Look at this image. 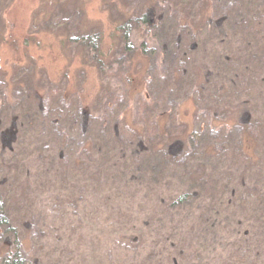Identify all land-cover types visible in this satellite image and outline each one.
I'll use <instances>...</instances> for the list:
<instances>
[{
    "label": "trees",
    "instance_id": "16d2710c",
    "mask_svg": "<svg viewBox=\"0 0 264 264\" xmlns=\"http://www.w3.org/2000/svg\"><path fill=\"white\" fill-rule=\"evenodd\" d=\"M150 2L148 7H140L143 11L137 18L156 44L160 63L155 64L152 58L154 50L146 49L144 43L134 48L130 42L136 14L121 12L119 20L112 23L109 37L113 40L107 50L102 47L100 34L68 36L65 45L82 50L88 67L98 72L121 50L116 61L126 70L123 82L132 90L134 78L141 76L147 109H152V123L158 127L154 138L129 131L126 140L117 130L110 138L109 121L117 124L122 115L114 100L104 104L105 112L98 118L85 109L86 101L75 100L65 89L51 99L27 86L23 94L30 96V105L22 102L26 105L20 126L27 127L24 138L28 132L35 139L29 140L30 146L23 145V140L3 130L6 113L0 108V153H8L14 163H25L28 159L21 154L25 146L32 153L38 150L36 160L43 162L50 146L57 149L55 158L47 157V166L49 173L56 172L53 164L61 171L48 180V188L64 191L66 185L79 183L87 187L93 175L89 172L98 165L100 171L96 170L93 178L99 193L108 194L106 199L124 207L129 204L126 200L132 202L144 191L142 203L148 209V225L155 235L176 244L172 264H211L215 256L219 264H264V0ZM205 37L209 42L202 45L200 40ZM200 45L208 46L206 58L213 56L214 60L207 67L200 62L201 76H193L187 69L196 66L193 58ZM221 45L225 47L220 50ZM136 57H142L145 65H123V60L134 64ZM184 87L189 88L191 95L188 93L184 100L192 104L195 120L191 125H178L182 135L162 132L166 126L161 121L173 116L177 104L173 89ZM199 101L206 103L205 108ZM28 117L32 125L26 121ZM13 128L20 129L17 124ZM230 161H236V170L229 167ZM5 177H0V187L7 182ZM3 197L0 194V264H27L29 260L31 264H73L71 251L40 258L36 250L31 258L24 246L27 238L18 236L11 225L9 195L6 193V200ZM58 200L54 196L50 211H55ZM69 205L76 207L75 202ZM26 227L35 230L34 236L43 237L40 223ZM182 232L192 237L189 244H180ZM146 242L150 243L148 239ZM163 251L151 242L136 249L129 264H162L168 258ZM127 256L124 254L125 260ZM106 258L107 264H116L111 255Z\"/></svg>",
    "mask_w": 264,
    "mask_h": 264
},
{
    "label": "rangeland",
    "instance_id": "374dc122",
    "mask_svg": "<svg viewBox=\"0 0 264 264\" xmlns=\"http://www.w3.org/2000/svg\"><path fill=\"white\" fill-rule=\"evenodd\" d=\"M150 3V0H0V108L6 113L3 130L23 140L25 142L23 145H28L30 139H35V136L28 132L24 138L23 132L27 127L23 124L20 126L21 114L25 111L23 107L26 104L30 105L28 102L30 96L23 94V89L31 86L41 91L45 98L51 99L65 89V92L72 94L75 100L80 98L86 101L85 109L88 108L90 113L98 118L105 112L104 104L114 100V104L122 111L119 114L122 115L117 124H114L112 119L109 121L112 131L111 136L109 134L110 138L113 137L114 130L121 133L126 140L129 131L141 132L143 138H154L158 127H154L152 123L154 121L150 112L152 109H147L148 99L141 87V76L137 75L134 78L132 90L123 82L122 75L126 70L116 61L121 56V50L115 53L113 62H105L102 70L98 72L88 67L82 50L65 45L68 36L72 38L81 36L82 33L100 34L103 36L102 47L107 50L113 40L109 37L112 23L119 20L122 12L124 15L136 14L134 17L137 22L136 24L133 22L129 36L134 48L144 43L146 49L155 51L156 44L148 38L143 21L137 18L143 11L140 7H148ZM200 42L207 45L209 37L201 39ZM224 47L225 45H221L218 48L221 50ZM208 49V46L207 48L198 46V54L193 58L196 66L187 69L190 75L193 72V76H197V73L201 76L200 62L201 66L207 67L209 64L212 66L213 56L206 58L205 54ZM158 52L157 50L152 54L155 64L161 61ZM130 61L123 60V65L127 68L135 66L136 63L143 66L146 63L142 57H138L134 64ZM262 71L264 75V69ZM173 90L177 104L175 103L176 106L172 110L173 116L161 121L166 126L162 132L182 135L183 130H178V125H191L195 120V111L192 104L184 100L188 93L191 95L189 88ZM202 96L207 100L206 92ZM199 102L201 108H205L206 103ZM262 105L263 102H260V107ZM34 106H30L31 109ZM237 110L236 113L239 111ZM30 118L28 117L26 121L32 125L33 121H30ZM14 124L19 125L20 129L14 130ZM159 129L161 131V126ZM47 134L46 132V137ZM46 137L40 138L42 142L46 141ZM50 147L48 153L44 151L43 162L36 160L38 150L32 153L29 148L28 153L25 146L21 152L28 159L25 163H14L9 159L8 153L5 152L4 155L0 153V177L6 176L7 179L0 187V191H3L0 194H3L4 200L6 193L9 195L10 201L7 206L11 225L18 236L20 234L27 238L24 246L31 258L36 250L40 258H46L48 254L52 257L57 253L71 251L74 254L73 264H107V254L111 255L116 264H129L136 256L134 253L136 249L145 248L153 242L157 243L164 253V246H167L165 254H168V258L162 261V264H172L176 244L155 235L152 226L148 225V209L145 208L146 204L142 203L144 191L138 194L136 200L133 199L132 202L126 200L129 204L124 207H121L118 201L106 199L108 194L99 193L100 187H97L93 178L94 173L100 171L98 165H94L95 169L89 172L93 175L88 179L90 185L87 187L84 183H79L76 186L66 185L64 191L63 188H48V180L61 171L59 165L53 164L56 172L49 173L47 165L50 164V160L47 157L55 158L57 155V149ZM62 155L68 156L69 152H62ZM235 162L229 163L232 171L238 168ZM9 171H13V175L9 174ZM133 186L130 182V187ZM124 195L128 197L127 193ZM54 196L56 199L59 198L57 208L50 211V207L55 204L52 203ZM71 202L76 203L75 208L70 207ZM118 214L121 218H117ZM33 222L40 223L43 237L34 236L35 230L26 227L31 226ZM182 227L185 228L184 225ZM189 236L190 234L182 232L178 237L180 244H189L192 240ZM10 237L11 240L14 239L12 234ZM147 239L150 243L146 242ZM175 242L178 245V242ZM124 254H128L126 260ZM27 264H31V261L29 260ZM211 264H219L216 256Z\"/></svg>",
    "mask_w": 264,
    "mask_h": 264
}]
</instances>
